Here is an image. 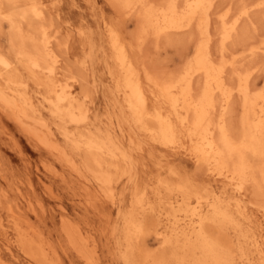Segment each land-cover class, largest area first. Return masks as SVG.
Segmentation results:
<instances>
[{"label": "bare ground", "instance_id": "bare-ground-1", "mask_svg": "<svg viewBox=\"0 0 264 264\" xmlns=\"http://www.w3.org/2000/svg\"><path fill=\"white\" fill-rule=\"evenodd\" d=\"M54 1L0 0V23L10 27L12 49L0 48V109L70 169L89 203L118 206L126 264H264V219L256 222L245 200L249 194L264 199V87L252 77L264 72L258 59L264 58V34L242 52L229 48L252 39L244 31L248 27L261 29L255 17L264 15V0H243L238 6L233 0H109L124 21L136 20L137 45L103 20L115 95L106 121L94 112L87 88L89 60L85 57L77 68L63 63L70 34L53 28ZM78 33L86 32L79 28ZM194 34L191 56L179 72L161 74L146 63L150 40L172 44ZM136 49L143 55L139 62ZM247 58L255 62L247 66ZM237 102L240 115L234 121ZM127 123L135 130L128 137ZM158 145L186 152L225 188L195 184L166 156L158 164L169 176L160 173L152 183H139L136 154ZM121 181L133 187L127 208L121 206ZM13 218L29 225L20 214L13 212ZM62 224L80 257L95 264L88 236L65 218ZM17 227L26 255L37 264H51L55 252L41 242V234L29 225L40 238L37 243ZM0 229L8 233L1 219ZM150 238L157 241L154 249ZM0 264L19 263L0 254Z\"/></svg>", "mask_w": 264, "mask_h": 264}, {"label": "rangeland", "instance_id": "rangeland-1", "mask_svg": "<svg viewBox=\"0 0 264 264\" xmlns=\"http://www.w3.org/2000/svg\"><path fill=\"white\" fill-rule=\"evenodd\" d=\"M233 1L238 6L243 0ZM53 3V28L57 27L62 35L70 34L67 53H64L65 50L63 52V63L74 65L73 68H77L85 57L89 60L86 69L87 88L90 90L91 98L93 97L94 112L97 110L95 113L98 117L106 121L110 104L115 95L113 92L114 83L108 68L111 49L108 45L103 20L114 23L123 39L134 47L137 43L132 32L136 27V20L124 21L109 0H97L96 6H91L86 0H55ZM222 5L224 4L222 3ZM255 18L259 20L261 29L255 31L252 26L248 27L244 31L252 39L248 40L249 42H238V45L231 44L232 48L229 45L230 50L242 52L249 48L247 44L256 42L257 37L264 34V15L260 13ZM79 28L85 29V35L78 33ZM9 36V25L4 22L0 23V48L12 52ZM196 36V34L192 37L183 36L172 44H167L165 41L156 43L150 40L145 46V50L151 59H147L146 63L152 65L151 67H154L155 71L159 69L157 72L161 74L179 72L191 56ZM90 44L93 45L92 50ZM214 47L218 49V42ZM242 48L244 49L241 50ZM141 55L142 53L137 49L134 50V56L138 62L143 60V55ZM258 59L264 61L263 57ZM254 62L247 58L245 64L248 66ZM259 71H256V75L253 73L252 77L253 83L262 89L264 87V72ZM80 89L81 87L78 85V90L80 91ZM235 111L234 121H238L239 102L235 105ZM125 132H127L125 136L128 137L129 133H133L135 130L127 123ZM139 134V132L136 133L138 136ZM125 141L128 144V140L125 139ZM165 156L169 163L174 165L177 172L190 178L195 184L202 187L211 183L218 190L225 188V183L222 180L211 179L204 168L198 167L194 159L186 152L174 153L159 145L149 146L146 151L136 154V160L139 162L137 163L138 182L141 184L152 183L160 173L163 176H169L166 170L159 168L158 164L159 159ZM49 165H53L55 170L47 168ZM200 169L201 172H199ZM69 170L68 167L62 166L46 149L36 145L19 125L0 109V219L8 230V233H5L0 229V254L19 264H37L26 255L25 246L20 245V240H18L20 235L17 226L20 224L22 229L29 232L28 234L39 243L40 238L35 236L32 228L29 227L31 224L41 234V242L45 245L50 244L55 252V256L50 259L51 264H86L72 244L68 242L62 224L63 218H65L69 224L88 236L85 241H87L88 250L91 251L95 264H126L122 258L123 253L120 245L122 222L118 206L109 202L99 203L96 206L89 203L88 196L80 188V182ZM120 183L118 189L123 191L121 206L127 208L131 202L133 187L131 184H128L129 187L127 184L124 186L125 182L123 181ZM228 190L230 193L233 192L230 188ZM255 199L256 201H254ZM245 200L248 205V214L256 222L262 221L264 219V199L261 200L260 197L249 194ZM29 201L31 202L30 207ZM12 205L11 212L10 206ZM13 212L16 215H22L23 219L29 221V225L25 222L16 224L13 220ZM109 214L110 216H108ZM244 226L249 227L247 222ZM148 243L150 248L157 247V241L154 238L148 239Z\"/></svg>", "mask_w": 264, "mask_h": 264}]
</instances>
